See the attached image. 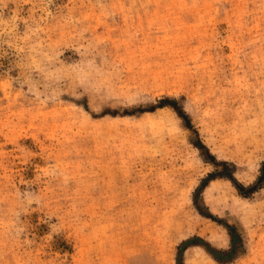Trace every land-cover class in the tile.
<instances>
[{"label":"rangeland","instance_id":"rangeland-1","mask_svg":"<svg viewBox=\"0 0 264 264\" xmlns=\"http://www.w3.org/2000/svg\"><path fill=\"white\" fill-rule=\"evenodd\" d=\"M262 165L264 0H0V264H264Z\"/></svg>","mask_w":264,"mask_h":264},{"label":"trees","instance_id":"trees-1","mask_svg":"<svg viewBox=\"0 0 264 264\" xmlns=\"http://www.w3.org/2000/svg\"><path fill=\"white\" fill-rule=\"evenodd\" d=\"M163 103V102H161ZM264 167V165H262ZM229 179L232 181V178L229 177ZM230 235V246L227 250H216L213 248H209L205 246L204 244H201L205 248V250L211 255V257L219 262V263H227L230 262L234 256L237 253V242H239V238L237 234L233 231L232 227H227ZM191 244H200L198 242H195L194 238L187 239L183 241L178 247H177V254H176V264H182V251L187 248V246H190Z\"/></svg>","mask_w":264,"mask_h":264}]
</instances>
